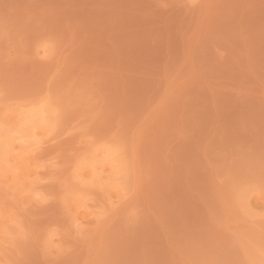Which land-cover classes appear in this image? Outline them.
<instances>
[{
  "label": "rangeland",
  "instance_id": "1",
  "mask_svg": "<svg viewBox=\"0 0 264 264\" xmlns=\"http://www.w3.org/2000/svg\"><path fill=\"white\" fill-rule=\"evenodd\" d=\"M0 264H264V0H0Z\"/></svg>",
  "mask_w": 264,
  "mask_h": 264
}]
</instances>
